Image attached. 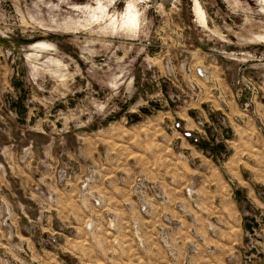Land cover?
Returning <instances> with one entry per match:
<instances>
[{
	"label": "rangeland",
	"instance_id": "obj_1",
	"mask_svg": "<svg viewBox=\"0 0 264 264\" xmlns=\"http://www.w3.org/2000/svg\"><path fill=\"white\" fill-rule=\"evenodd\" d=\"M253 127L264 0H0V264H264Z\"/></svg>",
	"mask_w": 264,
	"mask_h": 264
},
{
	"label": "crops",
	"instance_id": "obj_2",
	"mask_svg": "<svg viewBox=\"0 0 264 264\" xmlns=\"http://www.w3.org/2000/svg\"><path fill=\"white\" fill-rule=\"evenodd\" d=\"M252 130L253 131V136L250 137L249 133H247L246 131ZM262 132L261 130L257 129V127H253L251 129H244L243 134L238 138H236V140H234L231 137V141L232 143L235 142L236 144L238 143V141H242L240 138L244 137L246 139H248V145L252 146L253 148H256L259 150V152H262L264 149V138H262ZM264 137V135H263ZM235 138V137H234ZM188 145L190 148L193 149V151H197V149H195L193 147V144L191 145V143L189 141ZM241 143V142H240ZM245 142L242 141L241 145L244 144ZM206 146V145H205ZM197 148L202 151L204 153V148L201 145H197ZM208 148V145H207ZM204 149V150H203ZM206 151V150H205ZM198 154H202L201 152H198ZM203 157H200L203 161L204 159L209 162L210 164L213 165L212 170H211V174L207 175V172H197L195 170L189 172V176L188 178L190 179L188 182L191 183L193 181V178L196 177L197 174L200 175H204L202 177L205 178L204 182L199 184V190H207V188H211L212 187V183H215V188H216V205L218 206H222L223 204H228L229 203V185L228 183L225 181V176L222 172V170H220V168L216 165L214 158H212L210 155H204L202 154ZM243 159H241V157L235 156L232 159H230L229 161H227V163H235L236 167H232V169L230 170V166H228V171L233 172L236 174V177L238 179V183H239V179L240 178H244V176L242 175V172L239 168V163L242 162ZM178 175H180V172L178 173ZM210 180V181H208ZM188 182L186 184H180L176 189L179 190L180 192H184V188L185 186L188 184ZM246 181L244 180V183ZM195 183V187L198 185L196 182ZM248 192L252 195H254V200H256L257 203H259L260 205H264V200L258 195V193L255 192L254 187H252V190L248 189ZM114 196H109L107 197V200L109 201V203L112 201V198ZM237 201V200H236Z\"/></svg>",
	"mask_w": 264,
	"mask_h": 264
},
{
	"label": "bare ground",
	"instance_id": "obj_3",
	"mask_svg": "<svg viewBox=\"0 0 264 264\" xmlns=\"http://www.w3.org/2000/svg\"><path fill=\"white\" fill-rule=\"evenodd\" d=\"M196 14L199 15V18H201L203 21H205L204 19V13L202 11V9L199 7V5L197 4L196 8ZM131 14V13H130ZM130 18H131V15H130ZM204 23V22H203Z\"/></svg>",
	"mask_w": 264,
	"mask_h": 264
}]
</instances>
